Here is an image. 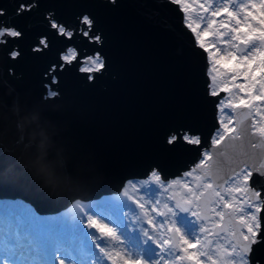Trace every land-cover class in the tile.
Listing matches in <instances>:
<instances>
[{"label":"water","instance_id":"95a60500","mask_svg":"<svg viewBox=\"0 0 264 264\" xmlns=\"http://www.w3.org/2000/svg\"><path fill=\"white\" fill-rule=\"evenodd\" d=\"M22 2L38 7L13 21L24 34L15 38L18 43L6 38L7 60L0 45V198H19L41 214L55 213L78 198L116 194L128 179L146 177L150 167L158 165L168 180L194 168L199 158L194 148L164 152L159 144L165 128L188 122L192 113L195 131L206 140L215 121V98L206 94L205 54L201 57L191 34L181 30L182 13L175 5L167 0H116L115 5L110 0H0V8L11 13ZM49 13L68 25L91 14L103 44L56 35L46 20ZM41 36L48 37L49 47L34 52ZM68 45L81 56L100 51L107 71L88 82L78 66H68L57 69L58 86L50 85L46 73L63 63L59 53ZM12 50L20 53L14 61ZM237 108V120L247 117V136L211 148L210 160L195 170L217 191L243 164L255 171L264 163V140L252 134L247 109ZM243 194L245 201L254 198ZM209 204L201 213L205 220L211 218ZM221 211H227L222 204ZM220 224L210 235L221 233ZM260 225L264 228V211ZM228 226L237 233L241 228L234 217Z\"/></svg>","mask_w":264,"mask_h":264},{"label":"snow or ice","instance_id":"6c2138e0","mask_svg":"<svg viewBox=\"0 0 264 264\" xmlns=\"http://www.w3.org/2000/svg\"><path fill=\"white\" fill-rule=\"evenodd\" d=\"M110 2L115 5L116 0ZM167 2L183 14L181 30L191 34L189 39L193 49L199 50L201 57L206 53L209 77L206 94L215 98L216 117L207 140L195 131V113L188 117V122L165 128L160 136L159 144L164 152L186 147L197 151L198 162L184 173V176H190L210 160L211 148L219 147L226 139L243 141L247 136L248 127L244 123L247 117L235 118L238 108L232 101H239V107L249 113L257 102L264 103V0H203V3L195 0L200 11H194L193 0ZM37 7L22 2L11 13L0 8V45L4 46L6 60L10 42L6 38H14L11 42L18 43L15 38L24 34L13 21L32 14ZM222 14L227 16L226 23L222 22ZM196 16H199V22ZM46 20L56 35L69 41L74 36H81L86 43L103 44L102 35L98 30L94 31L96 21L91 14H83L71 25L58 21L51 13ZM48 47V37L43 36L33 51L41 52ZM19 55L16 50L10 52L13 61ZM59 59L63 63L53 64L46 73L50 85L58 86L57 69L62 71L68 66H78L79 73L85 74L83 78L88 82L97 81L107 71L106 59L100 51L81 56L76 47L69 46ZM222 61L235 63L231 68H221ZM257 69L259 78L255 75ZM218 77L222 79L218 80ZM241 77L242 83L238 82ZM221 84L224 85L222 89ZM233 92L238 94L231 95ZM55 94V91L51 92V95ZM251 131L264 140V123L254 120ZM251 146L257 147L256 144ZM146 175L139 184L128 179L124 191L117 196L95 201L78 198L65 211L56 214H41L31 202L0 203V264H185V261L201 264L198 257L203 253L199 248L214 243L203 239L206 229L201 213L208 211L207 203L222 204L227 210L211 209L221 221V233L227 231L225 223L230 224L234 216L246 227V231L242 227L239 233H230L234 240L217 245V256L212 264H264V228L260 225V213L264 211V181L261 180L264 163L255 171L246 164L240 173L218 186L235 185L242 176L243 190L251 192L254 198H249L238 208L211 183H202L200 187L205 191L200 192L198 188L199 194L190 198L187 193L183 198L169 197V202L161 207V192L177 181L164 177L158 165L150 167ZM128 185L143 195L129 196ZM225 190L238 193L242 189ZM206 194H211L213 199L205 202ZM148 206L150 213L145 211ZM208 259L211 260V256Z\"/></svg>","mask_w":264,"mask_h":264},{"label":"rangeland","instance_id":"374dc122","mask_svg":"<svg viewBox=\"0 0 264 264\" xmlns=\"http://www.w3.org/2000/svg\"><path fill=\"white\" fill-rule=\"evenodd\" d=\"M200 2L203 3V0H200ZM193 9H194V11H200L199 8H198V5L195 3V0H193ZM230 10H232V9L230 8ZM201 14H202V12H201ZM222 16H223V21L222 22L226 23L227 22V16L223 15V14H222ZM196 20H197V22H199V16H196ZM217 20H218V22H221L220 18H217ZM204 23L206 24L207 21L205 20ZM241 27H244V26L241 25ZM221 55H223V53H221ZM234 63H235L234 61H227V62L222 61L221 64L219 65V67H221V68H231V67H233ZM255 75H256L257 78H259L260 72H259L258 69L255 71ZM219 79H222V77H218V80ZM229 79H231V77H229ZM238 82H241V83L243 82L242 77H241V79ZM223 87H224V85L221 84L220 88L222 89ZM237 94L238 93L233 92L231 95H237ZM224 95H229V94H224ZM229 99H231L230 96H229ZM234 102H239V101H234ZM250 116H251V120H252L251 123H253L254 120L259 122V123H264V103L257 102L256 106L251 109ZM240 172H241V170L239 171V173ZM196 176H197V174L195 175L194 173H192V175H190L188 177L181 175L180 177L173 178V179H176L177 183L173 184L172 187H168L167 190L162 191L161 194H160L161 207H162V205L164 203L169 202L168 198H169L171 193H174L178 198L185 197L186 193H187L189 198L191 196H193V195H196L197 194V190H196V188H193V183L195 181V177ZM134 182H136L137 184L140 183V181H134ZM206 182H207V180H202L201 184L202 183H206ZM231 187H239V188L242 189V187H243V178H242V176L237 180L235 185H226L224 187V191H223L224 196L229 200V202L233 203L234 206L238 208L240 205L244 204L242 202L241 191L238 192V193H235V192H232L230 190H228V191L225 190V188H229L230 189ZM198 188L202 189V187H200V186ZM189 190H191V191H189ZM122 191H124V187L122 188L121 192ZM127 192H128L129 196H132L134 198H138L139 196L143 195L142 192H137L136 189L131 187V185L127 186ZM139 193H141V194L139 195ZM0 203H4V204L21 203V201L19 199H17V198L16 199H0ZM214 208L220 211V208H219L218 204H214ZM65 210H62L60 212H63ZM145 211H148L150 213V206L146 207ZM54 214H56V213H54ZM218 218L219 217H216L215 216V212L213 211L212 212V219L204 222V227L206 229V234L203 235V239L211 240L214 243H212L211 245H204L203 247L199 248V251L201 253H203L202 256L198 257V258L201 259V264H208V263L212 264V260H215L216 256H217V253L215 252V249L217 248V245H224V244H227L229 242L228 235H223L222 233L220 234V236H223V239H221L220 236H218V235L217 236H209L211 228L216 222H218ZM243 227H245V226H243ZM245 231H246V227H245ZM209 256H211V260L208 259ZM175 264H179V262H175ZM185 264H189V262L185 261Z\"/></svg>","mask_w":264,"mask_h":264},{"label":"bare ground","instance_id":"6f19581e","mask_svg":"<svg viewBox=\"0 0 264 264\" xmlns=\"http://www.w3.org/2000/svg\"><path fill=\"white\" fill-rule=\"evenodd\" d=\"M209 78V77H208ZM215 117H216V113H215ZM198 161V160H197ZM242 166H245L244 164L242 165ZM173 180H176V179H173ZM241 197V196H240ZM210 205H211V209H213L214 208V204H212V203H210ZM213 212V211H212ZM206 221H208V220H205L204 219V222H206Z\"/></svg>","mask_w":264,"mask_h":264}]
</instances>
